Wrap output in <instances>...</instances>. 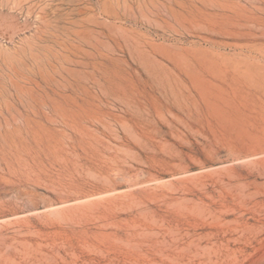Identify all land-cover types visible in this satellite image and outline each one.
Returning a JSON list of instances; mask_svg holds the SVG:
<instances>
[{
    "label": "rangeland",
    "instance_id": "1",
    "mask_svg": "<svg viewBox=\"0 0 264 264\" xmlns=\"http://www.w3.org/2000/svg\"><path fill=\"white\" fill-rule=\"evenodd\" d=\"M0 264H264V0H0Z\"/></svg>",
    "mask_w": 264,
    "mask_h": 264
}]
</instances>
